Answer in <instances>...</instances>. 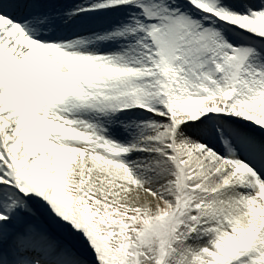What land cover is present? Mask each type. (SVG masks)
<instances>
[{
  "label": "bare ground",
  "instance_id": "1",
  "mask_svg": "<svg viewBox=\"0 0 264 264\" xmlns=\"http://www.w3.org/2000/svg\"><path fill=\"white\" fill-rule=\"evenodd\" d=\"M252 1L192 0L199 7L215 10L218 18L225 17L228 23L236 24L241 30L264 38V0H258V3ZM182 17L186 19L187 24L176 29L178 36L196 35V38L192 48L186 52H177L181 53L184 59L178 60L177 57H173L172 61L170 60L174 64L173 82H163L168 93L165 95L169 100L168 108H165L166 105L163 103L156 106L159 107L157 110L161 109L160 111L165 112L168 118L155 117L153 120L149 116L143 117V113H138L136 120L134 118L126 120L128 128L131 129L133 126L129 134L119 133L112 128L102 132V123L97 128L83 127L82 138L73 139L74 145L64 144L68 143L64 140L70 139L67 129L71 126H66L67 123L58 121L57 124H35V121L29 119L22 106L23 93L31 87H40L33 80L34 76H39L35 72L36 69L42 72L46 70L41 74L43 76L54 75L59 71L58 74L64 75L63 77L73 73L90 77L92 69L86 62L90 60L94 62L97 58L86 56V59L81 61L79 55L81 53H75L76 55L71 56L73 62L66 70H62L60 65L51 63V57L46 54L47 52L44 55L38 52L37 47L34 48L38 46L37 44L28 41V45L23 46V41L16 48L20 35L17 33V36L10 37L11 32L1 29L0 128L10 157L15 159L23 146L30 157L32 169L50 183L61 188L80 187L82 193L89 190L96 194L97 191V196L102 195L101 198L114 196V199L136 204L140 211H146L153 207L154 201L151 197L171 198L174 195L169 179L165 177L171 164L160 157L163 156L165 159L169 153L187 160V169L195 185L203 182V188L199 192L203 193L209 206L216 210L211 213L213 226L222 230L224 229L221 225L222 219H229L232 223L242 218L253 219L254 212H264V164L261 159L244 146L240 148L232 146L230 151L220 150L225 159H216L210 152L216 151L219 147L204 130L209 128L208 121L219 122V118L211 112L222 110L248 123L258 133L264 135V54L256 53L254 39L249 37L242 39V34L222 25H215L219 22L217 20H212L209 26L203 24L200 26V22L191 18L187 12ZM249 20H252L251 23ZM116 41L124 43L122 38H116ZM4 48L7 51L5 56H2ZM29 49L30 52H27ZM40 50L44 51L41 48ZM14 51L16 52L13 53ZM12 54H16L17 57L19 55V58L11 61ZM126 77L127 75L122 73L116 78ZM65 79L67 78H62V81ZM192 99H203L193 106L196 115H199L197 123L200 127L175 124L177 115L189 112L191 107H187L186 102ZM201 111L203 113L198 114ZM253 111L261 114L255 116ZM173 113L175 115H172ZM26 121L27 124H23ZM92 123L93 121L90 122ZM116 126L119 127L120 123ZM13 129L19 134L11 137L9 133ZM92 129L99 130L100 135L97 138L100 142L93 139L92 133L95 130ZM228 130L231 135L238 134L241 143L246 144L247 139L242 129L229 126ZM83 139L85 141H82ZM111 139H114L116 144L123 145L121 148L126 149V156L112 161L105 156L101 143L109 142ZM93 141L96 142L93 144ZM168 160L170 161V158ZM112 168L116 170L122 168L127 174H113ZM225 177L227 179L221 185L219 181ZM26 209L32 210L29 204H26ZM205 217L208 219L206 214ZM14 221L15 219H9L4 215L0 208V247ZM26 238L28 245L21 242L19 237L14 238V242L25 246L27 255L33 259L31 262L28 260L30 257L25 258L24 264H54L52 261L67 260L64 257L59 258L54 253L48 261H41L40 244L53 245L33 233L26 235ZM261 238L264 240V231ZM32 244V247H28ZM178 244H181L180 241ZM44 245L42 246L47 247ZM181 245H183L181 253L185 255H191L197 247L194 245L186 248L184 244ZM53 248L56 250L55 246ZM78 263L79 261L73 262Z\"/></svg>",
  "mask_w": 264,
  "mask_h": 264
},
{
  "label": "rangeland",
  "instance_id": "2",
  "mask_svg": "<svg viewBox=\"0 0 264 264\" xmlns=\"http://www.w3.org/2000/svg\"><path fill=\"white\" fill-rule=\"evenodd\" d=\"M198 10L205 16L210 13L209 10H205V13ZM95 84V88H89L81 93L83 98L94 97L87 93L90 90L97 95L108 92L100 82L96 81ZM108 96L114 99V92L108 93ZM61 103L71 104L67 99H62ZM193 103L191 101L188 104ZM25 111L31 121L40 119L48 123L54 116L50 110L46 114L35 115L29 106H25ZM147 112L150 114V111ZM181 118L182 116L178 119ZM14 129L9 133L11 137L19 134ZM212 133L214 138L226 136L225 129L218 130L213 127ZM2 141L3 135L0 133V147ZM25 143L24 141L23 144ZM0 153L4 154L13 172L12 181L6 183V187L1 185L4 190L0 194V205L6 207L3 214L11 219L31 216L42 225L45 224L40 214L49 215L48 218L51 217L48 219L49 223L61 225L63 231L79 237L83 244L88 242L89 245H93L90 250H94L100 264H264V240L261 238L264 231V212H254L253 219L242 218L232 223L229 219H222L221 225L224 227L222 230L213 226L211 213L216 210L209 206L203 193L199 192L203 188V182L199 185L187 182L191 176L189 170L187 168L179 170L175 161L173 166L175 176L165 175L171 181V187L178 183L175 194L171 198L151 197L154 201L153 207L140 211L138 205L114 199V196L101 198L102 195L97 196V191L96 194L89 190L82 193L80 187L61 188L50 183L32 169L30 157L23 146L15 159L9 157L6 151L2 150ZM186 162L187 160H183L182 166ZM3 172L4 170L0 171V180L1 176H4ZM225 179L227 178L219 181L221 185ZM181 188H184L183 193ZM196 188L198 191L194 190ZM171 190L173 192V188ZM18 198L20 201H16ZM26 204L32 206L31 212L26 209ZM63 210L67 213H63ZM166 212L172 213L175 219L167 217L163 219L165 220L163 224H156L154 219ZM67 216L69 217L65 219ZM78 219L85 222L88 232L80 227ZM88 223L94 225V228L90 229ZM30 227L34 232L38 229L36 224ZM90 234H97L96 237H101L103 241L98 239L99 241L93 243ZM178 240L186 248L197 245L195 252L191 255L182 254L183 245L178 244Z\"/></svg>",
  "mask_w": 264,
  "mask_h": 264
}]
</instances>
